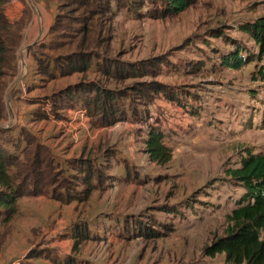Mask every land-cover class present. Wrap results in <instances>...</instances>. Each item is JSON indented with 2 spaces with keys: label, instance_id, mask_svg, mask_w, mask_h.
<instances>
[{
  "label": "rangeland",
  "instance_id": "374dc122",
  "mask_svg": "<svg viewBox=\"0 0 264 264\" xmlns=\"http://www.w3.org/2000/svg\"><path fill=\"white\" fill-rule=\"evenodd\" d=\"M62 14L73 17L69 9ZM128 15L121 12L113 22L110 56L127 64L162 62L158 77L105 83L94 67L86 75L52 80L37 75L30 62L26 84L33 89L26 87L21 102L7 101L1 127L14 136L22 130V140H32L33 153L38 148L55 166L49 179L56 176V188L74 185L72 195L84 193L82 179L92 171L88 164L105 176L86 199L82 193L66 205L50 196L22 197L14 213L3 211L0 264H55L53 259L68 256L83 264H226L223 255L207 257L204 249L225 235L243 195L226 171L239 167L248 151L264 153V56L240 30L264 17V0H195L185 12L159 20ZM239 46L252 62L240 70L225 67L223 56ZM24 62L19 80L28 72ZM93 81L127 93L155 81L179 97H159L147 105L130 101L132 112L147 110L146 121L105 128L85 106L68 111L61 98L48 100ZM148 125L161 130L173 150L165 166L145 152ZM124 220L125 230L119 227ZM133 220L160 238L125 235L136 227ZM78 225H89L93 239L80 241Z\"/></svg>",
  "mask_w": 264,
  "mask_h": 264
},
{
  "label": "trees",
  "instance_id": "16d2710c",
  "mask_svg": "<svg viewBox=\"0 0 264 264\" xmlns=\"http://www.w3.org/2000/svg\"><path fill=\"white\" fill-rule=\"evenodd\" d=\"M13 1L0 0V218L5 210L14 213L17 200L22 197L50 196L68 205L80 198L83 193L78 190L77 194L72 195L74 185L71 188L69 186L56 188L59 185L56 176L53 175L52 181L49 179L55 166L46 158L43 160L38 148L33 153L32 140L28 137L22 140V136H25L22 130L19 135L14 136L1 127L7 118L5 93L18 76L19 49L31 19V14L26 9L21 18L11 21L6 9ZM44 2L48 10L52 4H56V16L47 40L32 50L37 66L36 74L57 80L80 73L86 75L95 67V70L98 69L104 75L105 83H108L111 79L125 81L156 78L159 76L156 66L162 63L148 62L150 64L148 68V63L127 64L117 58H111L110 34L113 31V22L121 12L129 14L128 18L133 16L135 19L142 17L159 20L185 12L195 0H44ZM65 9H69L72 18L62 14ZM78 13L79 16H76ZM240 30L253 38L260 55L264 56V17L242 25ZM251 62L245 49L240 46L222 58L225 67L235 70H240ZM260 74L264 79V67ZM128 92L130 93L117 89L108 90L102 85V81H93L69 86L52 97L49 96L48 100L51 98L55 103L59 101L57 97L61 98L62 108L68 111L85 106L88 113L97 118L95 122L98 126L105 128L129 120L144 123L147 110L140 115L136 108L132 112L133 102L147 105V100L153 102L163 97L169 101H176L179 97L170 94L167 86L155 81L149 84L145 82ZM147 127L144 138L145 152L150 161L165 166L173 159V150L166 145L165 135L161 130L151 125ZM47 158L50 159L49 156ZM93 167L91 164L87 165L86 169L92 171L82 179L86 186L83 193L85 199L89 197L94 187L101 185L105 176L96 165ZM82 169L84 170V167ZM226 174L241 187L243 195L238 207L228 217L229 225L225 235L207 246L204 254L211 258L223 255L226 264H264V153L254 154L248 151L241 159L240 166L228 169ZM50 186L53 187L51 194ZM133 224H136V227L132 231L126 230L125 235L130 233L129 236L135 237L139 233H144L145 236L151 235L154 239L160 238L159 233L151 234V229L145 228L144 223L133 220ZM119 227L125 230V227L127 229L129 226L124 220ZM74 231L80 241L93 239L89 225L81 228L78 225ZM77 247L78 243L75 242L73 247L75 251ZM53 261L55 264H83L73 256L65 257L62 261L56 259Z\"/></svg>",
  "mask_w": 264,
  "mask_h": 264
},
{
  "label": "crops",
  "instance_id": "0c3cea01",
  "mask_svg": "<svg viewBox=\"0 0 264 264\" xmlns=\"http://www.w3.org/2000/svg\"><path fill=\"white\" fill-rule=\"evenodd\" d=\"M26 9L29 10L31 19L25 29L24 39L19 49L18 76L8 87L5 93L6 103L7 101L11 103H18L24 99L21 94H24L27 91L26 87L29 86L26 84V80L30 76L29 64L30 62L33 65L36 64V61L32 55V50L36 49L40 43L47 40L50 27L52 26L56 16V4H52L50 10H48L44 0H14L7 6L6 14L11 21H16L22 17ZM22 51H25V54L22 55ZM21 57H23L26 61L24 66L27 68L28 72L23 78L20 77L21 79L19 80L18 77L20 71L22 70L21 65L22 62H24L23 58ZM14 84H17V86L13 88ZM30 89L32 90L33 88Z\"/></svg>",
  "mask_w": 264,
  "mask_h": 264
},
{
  "label": "water",
  "instance_id": "95a60500",
  "mask_svg": "<svg viewBox=\"0 0 264 264\" xmlns=\"http://www.w3.org/2000/svg\"><path fill=\"white\" fill-rule=\"evenodd\" d=\"M24 64H25V62H24Z\"/></svg>",
  "mask_w": 264,
  "mask_h": 264
}]
</instances>
